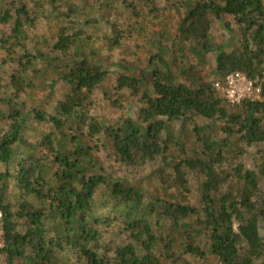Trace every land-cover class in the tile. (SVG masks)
Wrapping results in <instances>:
<instances>
[{
	"label": "trees",
	"instance_id": "obj_1",
	"mask_svg": "<svg viewBox=\"0 0 264 264\" xmlns=\"http://www.w3.org/2000/svg\"><path fill=\"white\" fill-rule=\"evenodd\" d=\"M258 11L0 0L6 264H264ZM231 71L261 100L229 104Z\"/></svg>",
	"mask_w": 264,
	"mask_h": 264
},
{
	"label": "built area",
	"instance_id": "obj_2",
	"mask_svg": "<svg viewBox=\"0 0 264 264\" xmlns=\"http://www.w3.org/2000/svg\"><path fill=\"white\" fill-rule=\"evenodd\" d=\"M214 85L226 101L234 106L240 105L243 101L255 102L262 98L261 83H256L240 71H231L227 75L224 84L216 82ZM4 226L5 215L4 212L0 210V264H6L7 262L4 252Z\"/></svg>",
	"mask_w": 264,
	"mask_h": 264
},
{
	"label": "rangeland",
	"instance_id": "obj_3",
	"mask_svg": "<svg viewBox=\"0 0 264 264\" xmlns=\"http://www.w3.org/2000/svg\"><path fill=\"white\" fill-rule=\"evenodd\" d=\"M255 19H256V21L258 22V24H261V25H264V13L262 12V11H258L257 12V14H256V16H255ZM109 64V63H108ZM108 64H106L104 67L106 68L107 66H108ZM112 68V70H110V73L111 72H114V71H116L118 68L117 67H110V69ZM4 72H3V70H2V68L0 67V74H3ZM112 75H113V73H112ZM110 76V75H109ZM114 77H110V78H108V80H107V83H109V82H111V80L113 79ZM104 152V154H103V157H107V152L106 151H103ZM252 160L251 159H249V163L248 164H250L251 166H253V162H251ZM121 173V172H120ZM262 184L264 183V178L262 179Z\"/></svg>",
	"mask_w": 264,
	"mask_h": 264
}]
</instances>
